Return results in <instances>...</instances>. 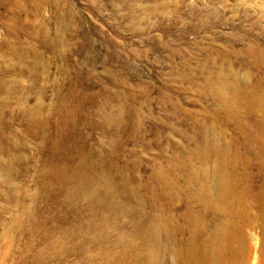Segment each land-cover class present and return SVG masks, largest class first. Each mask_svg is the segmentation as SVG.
<instances>
[{"label":"rangeland","instance_id":"1","mask_svg":"<svg viewBox=\"0 0 264 264\" xmlns=\"http://www.w3.org/2000/svg\"><path fill=\"white\" fill-rule=\"evenodd\" d=\"M0 264H264V0H0Z\"/></svg>","mask_w":264,"mask_h":264},{"label":"bare ground","instance_id":"2","mask_svg":"<svg viewBox=\"0 0 264 264\" xmlns=\"http://www.w3.org/2000/svg\"><path fill=\"white\" fill-rule=\"evenodd\" d=\"M219 165L216 164V166L214 168V171L218 173V170H219L218 187H219V189L221 191H223L225 189V174H224V168H223V166H219Z\"/></svg>","mask_w":264,"mask_h":264}]
</instances>
